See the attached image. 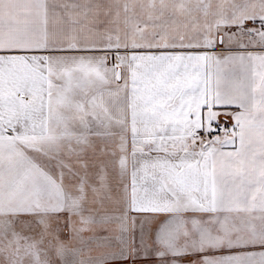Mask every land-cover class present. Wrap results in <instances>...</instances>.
Wrapping results in <instances>:
<instances>
[{"label":"snow or ice","instance_id":"1","mask_svg":"<svg viewBox=\"0 0 264 264\" xmlns=\"http://www.w3.org/2000/svg\"><path fill=\"white\" fill-rule=\"evenodd\" d=\"M0 264H264V0H0Z\"/></svg>","mask_w":264,"mask_h":264}]
</instances>
